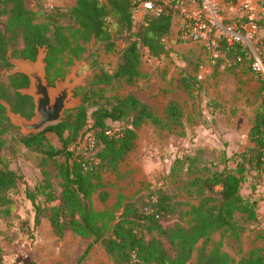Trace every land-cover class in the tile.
Masks as SVG:
<instances>
[{"label":"trees","instance_id":"obj_1","mask_svg":"<svg viewBox=\"0 0 264 264\" xmlns=\"http://www.w3.org/2000/svg\"><path fill=\"white\" fill-rule=\"evenodd\" d=\"M43 5L32 8L26 0H0V202H8L7 192L25 182L2 152L5 121L11 125L3 101L26 116L34 113L33 97L18 90L29 84L28 75L12 72L8 79L2 77V70L12 65L9 52L11 56L35 59L39 48L45 47L47 79L54 84L63 75V64L71 58L73 50L88 51L91 39H101L109 51L115 50L117 32L128 31L127 42L118 50V60L112 69L97 59L92 61L94 72L89 85L81 87L80 104L67 109L60 121L38 132L18 133L23 147L45 153V159H53L60 177L57 193L52 194L54 190L47 193L45 204L36 202L41 192L38 187L25 190L35 206L34 225L46 219L58 238L68 232L90 237L108 253L113 264H185L200 241L196 248L198 264H264L261 247L253 246L236 259L223 248L222 239H215L217 233L222 236L229 233L239 239L247 231L246 221L238 220L237 212L247 221L259 218L260 197L253 193L245 196L241 186L247 169L256 170L264 186V79L247 132L250 144L225 155L223 168L201 167L198 156L178 154L162 184L149 186L130 198L121 196L113 208L96 210L92 195L101 189V197L108 196L109 191L103 188L113 180L106 174L122 176L123 163L138 146L137 129L148 122L157 128L184 122V111L176 101L168 102L162 114L151 99L141 98L133 91L106 95L109 88L117 90L123 85H133L142 77L145 55L152 58L169 53L165 38L175 23V15L172 12L152 15L147 24L134 29L131 0H75L68 8L48 7L45 2ZM263 17L258 19L259 30ZM249 53L246 44L240 41L229 44L222 38L216 66L224 60L230 67L252 69ZM185 73L178 82L188 89L193 82L189 78L196 81L198 73ZM91 120L92 131H88ZM110 121H118L119 125ZM82 130L88 131L89 140L79 149H72V142H77ZM48 131L59 136L61 148L46 142ZM58 155L64 160H58ZM230 160L235 161V168L228 166ZM0 264H5L1 243Z\"/></svg>","mask_w":264,"mask_h":264},{"label":"rangeland","instance_id":"obj_2","mask_svg":"<svg viewBox=\"0 0 264 264\" xmlns=\"http://www.w3.org/2000/svg\"><path fill=\"white\" fill-rule=\"evenodd\" d=\"M26 1L32 8H38L44 2L48 7L59 5L65 8L75 3V0ZM237 1L221 0L227 21H233L240 11L235 6ZM260 19L262 23L259 35L264 37V17ZM177 27L178 21L173 22L170 34L165 38L166 47L169 49L167 55L152 58L145 55L141 65L142 77L133 85H123L117 90L109 88L106 95L115 93L124 95L133 91L141 98L151 99L162 114L168 102L176 101L184 111V122L182 125H172L169 128H157L152 122L140 126L137 129V149L131 152L123 163L122 176L117 178L113 174H106L113 180L112 184L103 188L109 191L108 196L102 198L101 189L92 195V204L96 210L113 208L121 196L130 198L149 186L162 184L178 154H194L198 156L201 167L205 165L214 170L223 168L225 155L239 152L250 144L247 132L259 103L261 76L249 66L230 67L224 60H221L220 66L217 67V60L210 57L202 43L180 39ZM113 29L115 30V26ZM128 37V31L117 32L114 38L115 50L109 51L105 41L101 39H91L87 43L88 51L84 53L72 51L71 58L63 64V75L55 80L62 81L68 75L71 76V80L75 77L81 80L73 89V95L69 100L72 105L67 109H74L80 104L81 87L89 85L94 72L92 61L97 59L104 67L112 69L118 60V50L126 44ZM9 55L10 58L17 57L11 56V52ZM18 67L12 63L9 68L2 70V77L8 79L10 73L20 72L17 70ZM182 73H185L183 75L198 73V79L195 81L194 77L189 78L193 82L188 89L184 88L178 82ZM34 114L35 110L27 117L30 118ZM7 116L11 125L5 121V144L2 152L10 167L20 172L25 182L7 192L8 202H0V243L4 263L113 264L108 253L99 243L92 242L90 237L68 232L64 237L58 238L46 219H43L40 225H34L35 206L26 196L25 190L38 187L41 192L37 194L36 202L45 204L48 202L47 193L53 190L52 194L57 193L60 177L53 159H45V153L23 147L18 141V133H28L12 122L8 114ZM110 122L115 126L119 125L118 121ZM92 123L93 120L87 127L88 131H92L90 130ZM88 131L81 132L77 142H72V149H79L86 144L89 140ZM46 135L47 143L57 148L63 146L61 139L54 132L48 131ZM58 160H64V157L58 155ZM228 166L235 168V161H228ZM245 174L246 180L241 186V191L245 196L253 193L260 197L259 218L247 221L243 214L237 212L238 220L246 221L247 231L239 239L229 233L223 236L215 234V239H222L223 248L236 259L243 251L253 246L261 247L264 252L263 179L254 169H247ZM28 230L32 233H28ZM201 243L202 241L198 242L196 248ZM196 248L191 259L185 264H198Z\"/></svg>","mask_w":264,"mask_h":264},{"label":"built area","instance_id":"obj_3","mask_svg":"<svg viewBox=\"0 0 264 264\" xmlns=\"http://www.w3.org/2000/svg\"><path fill=\"white\" fill-rule=\"evenodd\" d=\"M136 28L147 24L152 15H175L180 39L202 43L213 59L220 55V41H240L249 48L251 68L264 79V37L259 35L258 19L264 15V0H238L240 10L227 21L221 0H131Z\"/></svg>","mask_w":264,"mask_h":264},{"label":"water","instance_id":"obj_4","mask_svg":"<svg viewBox=\"0 0 264 264\" xmlns=\"http://www.w3.org/2000/svg\"><path fill=\"white\" fill-rule=\"evenodd\" d=\"M46 55L45 47H40L36 59L10 58L13 64L19 66L17 70L28 75L30 79L29 86L21 87L19 91L31 95L35 103V114L29 118L13 110L8 102L3 101L12 122L21 126L25 133L37 132L50 123L60 121L65 109L72 105L69 100L74 87L81 82L76 77L71 80V76L68 75L62 81L57 80L54 84H49Z\"/></svg>","mask_w":264,"mask_h":264}]
</instances>
